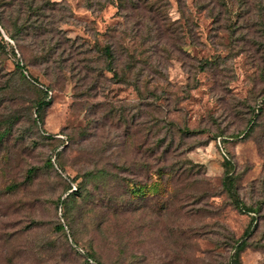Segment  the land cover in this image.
<instances>
[{
	"label": "rangeland",
	"instance_id": "374dc122",
	"mask_svg": "<svg viewBox=\"0 0 264 264\" xmlns=\"http://www.w3.org/2000/svg\"><path fill=\"white\" fill-rule=\"evenodd\" d=\"M95 260L264 264V0H0V264Z\"/></svg>",
	"mask_w": 264,
	"mask_h": 264
},
{
	"label": "trees",
	"instance_id": "16d2710c",
	"mask_svg": "<svg viewBox=\"0 0 264 264\" xmlns=\"http://www.w3.org/2000/svg\"><path fill=\"white\" fill-rule=\"evenodd\" d=\"M109 50L106 49V52H108ZM112 57V54H108V57ZM17 66H19L22 70H26L24 65H21L20 62L17 63ZM28 74L27 75H30L28 71H26ZM48 92V89L46 90V94ZM48 104V101L46 99H42L39 103H38V107H37V114H39L40 112V108L44 107L45 105ZM39 110V111H38ZM253 123V120L250 121V124ZM253 125V124H252ZM160 168H157L156 167V170H159ZM230 177L231 175H228L227 178L225 179V187L228 191V193L233 197L234 201L237 203V205H239L240 209H242L243 211L246 210V207L244 206V202L240 199L239 197V193L238 191L236 190L235 187H233V183L232 181H230ZM77 190V189H76ZM87 193H90L89 190L85 189V193L82 195V196H89ZM70 195V193H69ZM95 200H93L92 202H94ZM63 201L61 200L60 203H62ZM251 214L253 212H250ZM92 254H93V257L97 255V252L92 248ZM98 256V255H97ZM96 264H101L99 261L95 260L94 261Z\"/></svg>",
	"mask_w": 264,
	"mask_h": 264
}]
</instances>
